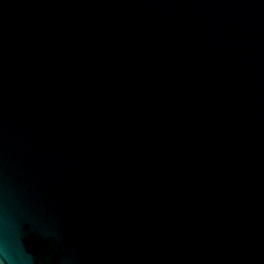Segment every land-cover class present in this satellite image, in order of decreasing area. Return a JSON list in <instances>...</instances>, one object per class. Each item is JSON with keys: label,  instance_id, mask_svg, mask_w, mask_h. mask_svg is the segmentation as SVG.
<instances>
[{"label": "water", "instance_id": "95a60500", "mask_svg": "<svg viewBox=\"0 0 264 264\" xmlns=\"http://www.w3.org/2000/svg\"><path fill=\"white\" fill-rule=\"evenodd\" d=\"M0 264H264V0H0Z\"/></svg>", "mask_w": 264, "mask_h": 264}]
</instances>
